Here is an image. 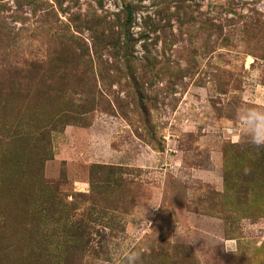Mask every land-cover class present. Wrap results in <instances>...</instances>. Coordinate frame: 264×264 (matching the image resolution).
<instances>
[{"label":"rangeland","instance_id":"obj_1","mask_svg":"<svg viewBox=\"0 0 264 264\" xmlns=\"http://www.w3.org/2000/svg\"><path fill=\"white\" fill-rule=\"evenodd\" d=\"M242 107L264 0H0V264H264Z\"/></svg>","mask_w":264,"mask_h":264},{"label":"clouds","instance_id":"obj_2","mask_svg":"<svg viewBox=\"0 0 264 264\" xmlns=\"http://www.w3.org/2000/svg\"><path fill=\"white\" fill-rule=\"evenodd\" d=\"M237 119L249 143L264 147V110L242 107L237 109ZM122 256L121 264H141L142 253L138 249H128Z\"/></svg>","mask_w":264,"mask_h":264}]
</instances>
